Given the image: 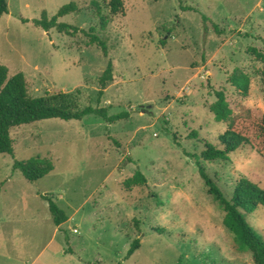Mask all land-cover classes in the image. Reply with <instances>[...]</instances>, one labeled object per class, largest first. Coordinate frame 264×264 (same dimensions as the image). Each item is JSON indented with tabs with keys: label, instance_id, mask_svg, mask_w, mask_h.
Here are the masks:
<instances>
[{
	"label": "rangeland",
	"instance_id": "rangeland-1",
	"mask_svg": "<svg viewBox=\"0 0 264 264\" xmlns=\"http://www.w3.org/2000/svg\"><path fill=\"white\" fill-rule=\"evenodd\" d=\"M97 1L110 20L105 31L93 0H8L0 64L11 77L25 75L31 97L81 90L82 107L131 117L115 124L95 115L45 120L11 131L14 155H0V264H255L225 228L199 163L228 199L241 179L264 189V66L250 54L264 52V0H124L126 15L116 17L109 0ZM71 3L79 11L59 22L95 28L108 58L84 33L36 26L44 12L53 18ZM213 24L225 34H215ZM110 61L114 82L98 103ZM237 69L251 79L248 96L228 81ZM220 90L235 114L239 105L253 112L235 127L250 144L229 161L206 162L205 142L222 148L229 128L210 110ZM194 132L199 138L191 140ZM38 157L55 166L45 178L32 183L14 169ZM138 170L147 184L126 189ZM45 196L68 216L63 229ZM247 220L264 239V207ZM137 240L140 249L128 256Z\"/></svg>",
	"mask_w": 264,
	"mask_h": 264
},
{
	"label": "trees",
	"instance_id": "trees-1",
	"mask_svg": "<svg viewBox=\"0 0 264 264\" xmlns=\"http://www.w3.org/2000/svg\"><path fill=\"white\" fill-rule=\"evenodd\" d=\"M108 6L111 15L115 17L126 15L124 0H109ZM92 7L100 20V28L105 31L110 23L109 18L103 15L102 6L97 0H93ZM183 9L185 11H195L192 7ZM78 11V5L71 3L63 6L53 18H50L44 12L42 18L35 21V24L47 33L56 30L59 34L69 37H75L80 32L84 33L89 38V45L98 46L104 56L108 58V45L96 34L95 28H91L90 31L86 32L74 25L59 22L60 18ZM9 13L8 0H0V28L3 17L9 15ZM24 22L27 23L28 21ZM204 22L208 23L211 21L205 18ZM213 30L218 36L225 34V30L221 29L219 25L213 24ZM206 32H210L209 27H206ZM250 54L264 66L263 51L251 48ZM228 81L244 96L249 95L251 79L248 75L237 69L229 77ZM112 82H114V64L110 61L107 69L99 79L98 103H101L109 84ZM214 94L217 101L211 105L210 110L217 123L228 124L229 128L219 138L222 148L210 142H205L202 158L206 162L229 161L230 154L250 144L249 139L238 132L235 127L240 120H251L253 112L244 105H239V112L235 114L224 90L217 91ZM81 96L82 91L78 90L77 92L46 91L42 97H31L28 92V83L25 75L19 73L11 77L9 68L0 64V155H14V140L11 136V131L18 127L32 125L45 120L82 121L91 115L100 117L109 124H115L131 117L129 112L110 115L106 108L82 107ZM261 132L264 137V117L261 123ZM198 138L197 132L190 136L191 140ZM199 168L200 175L208 188V194L213 197L225 212L224 226L233 235L237 249L240 252L250 253L255 264H264V239L256 233L247 220L248 215L259 207H264V189L247 179H241L236 184L232 197L228 199L223 190L200 163ZM14 169L22 172L28 181L35 183L52 173L55 170V166L52 161L38 157L24 163L16 162ZM146 184L145 175L138 170L132 178L124 183V186L126 189H133ZM44 198L49 203L55 225L60 227L67 223L69 218L65 212L57 206L52 198L48 196ZM140 247V241H135L128 256H132Z\"/></svg>",
	"mask_w": 264,
	"mask_h": 264
},
{
	"label": "crops",
	"instance_id": "crops-1",
	"mask_svg": "<svg viewBox=\"0 0 264 264\" xmlns=\"http://www.w3.org/2000/svg\"><path fill=\"white\" fill-rule=\"evenodd\" d=\"M66 224V223H65ZM65 224H63L62 226L58 227L60 230L63 229V227L65 226Z\"/></svg>",
	"mask_w": 264,
	"mask_h": 264
}]
</instances>
